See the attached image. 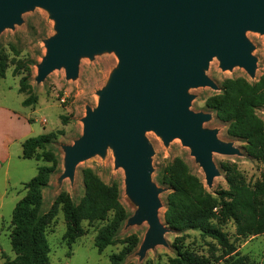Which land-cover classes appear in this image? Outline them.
<instances>
[{"label": "water", "instance_id": "1", "mask_svg": "<svg viewBox=\"0 0 264 264\" xmlns=\"http://www.w3.org/2000/svg\"><path fill=\"white\" fill-rule=\"evenodd\" d=\"M35 8L54 23L36 66L37 84L61 69L66 80L76 79L82 58L107 53L117 59L96 92V106L85 109L80 137L61 146L60 180L73 182L79 163L109 148L136 206L127 225L148 226L137 254L142 260L155 246H167L164 235L173 232L159 217L166 190L152 180L153 149L145 134L153 132L165 146L178 139L209 189L219 176L213 155H241L218 130L204 127L212 114L190 109L189 90H220L205 74L213 59L222 71L241 68L255 79L257 58L246 32L264 35V0H0V34Z\"/></svg>", "mask_w": 264, "mask_h": 264}, {"label": "rangeland", "instance_id": "2", "mask_svg": "<svg viewBox=\"0 0 264 264\" xmlns=\"http://www.w3.org/2000/svg\"><path fill=\"white\" fill-rule=\"evenodd\" d=\"M53 26L54 23L49 19L47 12L41 8H35L33 11L22 15V23L20 25H15L13 30H5L0 34V54L6 55L9 61L11 59L22 60L29 67L31 72L28 81L31 87L30 93L38 99L35 107L22 105L23 100L28 95L20 94L16 91L17 87H19L21 76H12L14 66L10 64L5 78L0 80V104L9 105L25 115L32 116L35 135L63 131V135H56V145L47 149L53 150V154L58 160V165L55 172L50 176L48 187L43 190L42 211L44 213L48 212L54 200L61 193L68 195L75 205L79 204L84 195L81 172L83 169L89 168L105 184L111 185L115 183L118 185L119 201L129 218L136 210V206L125 194L123 171L114 167L113 153L109 148L103 157L96 155L79 163L75 170L73 182L68 179L60 180V176L63 173L64 159V152L61 146L71 145L80 137L82 133L81 119L85 116V109L87 107L93 109L96 106L98 100L96 92L106 85L112 70L117 66V59L114 54L107 53L95 56L92 60L82 58L76 79L66 80L64 70L61 69L53 71L43 82L37 84L35 82L36 66L45 55L43 41L54 34ZM246 38L254 46L252 55L257 58L255 79L251 80L241 68L222 71L219 67V62L213 59L209 63L205 74L219 89L225 79L242 77L248 81H256L263 73L264 35L246 32ZM12 48L18 53V56L14 55ZM22 75H25V73H22ZM218 92L208 87L190 89L189 94L194 96L190 109L194 112H207L204 107L205 99ZM211 114V121L204 124V127L218 130V138L223 142H232L240 150L241 155H213V161L219 171V176L214 179L210 189L205 186L201 168L190 156L189 150L183 147L178 139L172 140L165 146L153 132L145 134L153 149L151 158L152 180L158 187L166 190L159 195L162 204L168 194V190L166 187L159 186L158 175L176 157L183 159L187 163L192 173L202 180L206 189L211 193L227 188L223 173L219 169L220 164L223 163L235 164L245 175L246 179L253 184L260 181L261 173L264 172V163H258L247 157L242 151V144L229 138L226 135V126L219 122L213 113ZM257 115L264 121V109L259 110ZM62 118L66 119L65 124H62ZM36 162L38 167L52 166V163ZM36 162L34 160L14 161L11 164L10 175L12 178H23V181H29L36 175V168L34 167ZM23 184L14 189L15 199L8 198L0 208V253L5 254L11 260L15 256L9 242L11 213L16 203L25 194ZM57 209L58 212L46 235L50 247L48 264H109V256L113 253H118L122 249V245L116 244L107 247L102 253H98L94 247V237L102 224L89 226L87 222H82L85 234L76 240L71 247H68L63 241L65 222L61 206H58ZM163 213L164 208H161L159 210L161 221L163 220ZM147 228L146 223L128 226L126 220L118 231L117 239L124 240L131 235H136L141 243ZM222 230L227 234L229 242L233 243L239 256L246 257L251 264H264V235L237 239L235 237V227L231 222L223 226ZM176 237H178L177 243H181L184 248L205 256L212 255L214 259L219 260V264H223V260L226 259V257L222 256L223 249L213 240L201 237L197 231H186L183 235H176L174 232L165 234L164 238L167 246H155L145 254L142 260L137 255L138 246L134 252L127 256L126 262L134 264H168L167 259L175 257L173 243Z\"/></svg>", "mask_w": 264, "mask_h": 264}, {"label": "trees", "instance_id": "3", "mask_svg": "<svg viewBox=\"0 0 264 264\" xmlns=\"http://www.w3.org/2000/svg\"><path fill=\"white\" fill-rule=\"evenodd\" d=\"M15 56L18 53L12 48ZM13 65L12 76H21L18 93L28 95L22 102L25 107H35L37 97L30 93L29 67L22 60L11 59L0 54V80L5 78L9 65ZM25 73V75H22ZM207 112L226 126V135L242 144L245 155L258 163H264V121L257 115L264 109V65L263 73L256 81L238 77L225 79L218 93L205 99ZM66 119L62 118V124ZM57 133H47L26 139L22 143V158L52 163L51 167H38L36 175L23 184L24 196L16 203L11 213L9 242L14 259L2 254V264H48L50 247L46 239L47 230L61 206L65 222L63 241L68 247L81 238L85 231L82 222L89 226L102 224L94 237V247L102 253L107 247L122 245L118 253L109 256V264L127 263L126 258L140 245L136 235L118 240V231L128 219L119 201L117 184H105L91 169L81 172L84 195L75 205L65 193H61L50 210L42 211L43 190L48 187L50 176L55 172L58 160L53 150ZM226 189L209 192L202 180L192 173L187 163L174 158L158 175V184L166 187L163 222L176 235L186 231H197L201 237L213 240L226 257L223 264H251L236 253L222 227L231 222L235 237L249 238L264 235V172L260 181L251 183L235 164L219 166ZM184 237V236H181ZM175 238V257L168 264H219L213 256L199 254L184 248Z\"/></svg>", "mask_w": 264, "mask_h": 264}, {"label": "crops", "instance_id": "4", "mask_svg": "<svg viewBox=\"0 0 264 264\" xmlns=\"http://www.w3.org/2000/svg\"><path fill=\"white\" fill-rule=\"evenodd\" d=\"M18 89L19 87L17 92ZM33 122L32 116L9 105L0 104V208L8 198L15 199V188L27 182L23 178H12L10 168L14 161H31L22 158V143L28 138L40 135H35ZM34 167L37 172V162ZM1 255L0 253V264L4 261Z\"/></svg>", "mask_w": 264, "mask_h": 264}]
</instances>
